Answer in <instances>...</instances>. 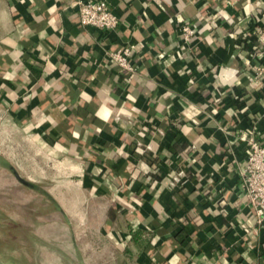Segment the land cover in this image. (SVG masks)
Here are the masks:
<instances>
[{"label": "crops", "instance_id": "obj_1", "mask_svg": "<svg viewBox=\"0 0 264 264\" xmlns=\"http://www.w3.org/2000/svg\"><path fill=\"white\" fill-rule=\"evenodd\" d=\"M74 1L0 0V153L32 186L17 180L116 254L102 264H264L236 143L253 117L264 131L261 60L241 45L264 0H108L110 32L82 26ZM140 41L137 73L106 56ZM225 190L229 218L207 208Z\"/></svg>", "mask_w": 264, "mask_h": 264}, {"label": "rangeland", "instance_id": "obj_2", "mask_svg": "<svg viewBox=\"0 0 264 264\" xmlns=\"http://www.w3.org/2000/svg\"><path fill=\"white\" fill-rule=\"evenodd\" d=\"M6 140L0 134L2 150ZM10 165L22 170L20 162L8 161L0 153L1 259L7 264H102L105 257L116 255L100 240L99 248H93L86 227L71 224L52 201L24 187Z\"/></svg>", "mask_w": 264, "mask_h": 264}, {"label": "built area", "instance_id": "obj_3", "mask_svg": "<svg viewBox=\"0 0 264 264\" xmlns=\"http://www.w3.org/2000/svg\"><path fill=\"white\" fill-rule=\"evenodd\" d=\"M74 4L77 7L82 26L107 32L118 29L121 17L108 0H75ZM262 17L261 23L253 31H245L241 39V45L250 54H253L254 51L261 60L252 68L253 78L256 82H260L264 75V14ZM179 29L185 44H194L198 39L197 31L190 23H181ZM233 35L235 38H239L240 34ZM143 47L144 42H128L117 46H107L105 53L111 64L129 73H137L139 67L137 58L142 54ZM183 48V46H179L178 55H183ZM216 104L220 105L217 100ZM258 122L259 117H253L251 126L242 130V135L236 142L245 144L247 149V159L237 165V172L239 176L238 188L246 196L245 204L249 209V217L260 228H264V131L258 129ZM149 183L155 187L158 181L151 176ZM185 183L186 180H182L179 174L170 177L169 185L172 187ZM228 194L229 190H225L222 198L217 200L210 198L207 201V208L210 207L217 216L229 218L231 205L228 203ZM230 225L231 228L234 227V222L232 221Z\"/></svg>", "mask_w": 264, "mask_h": 264}, {"label": "water", "instance_id": "obj_4", "mask_svg": "<svg viewBox=\"0 0 264 264\" xmlns=\"http://www.w3.org/2000/svg\"><path fill=\"white\" fill-rule=\"evenodd\" d=\"M16 178L23 184L27 185V186H32L31 182H29L28 180H26L25 178H23L15 169H12ZM0 264H7L3 259L0 258Z\"/></svg>", "mask_w": 264, "mask_h": 264}, {"label": "trees", "instance_id": "obj_5", "mask_svg": "<svg viewBox=\"0 0 264 264\" xmlns=\"http://www.w3.org/2000/svg\"><path fill=\"white\" fill-rule=\"evenodd\" d=\"M192 25V24H191ZM193 27H194V25H192ZM196 31H197V29H196Z\"/></svg>", "mask_w": 264, "mask_h": 264}]
</instances>
